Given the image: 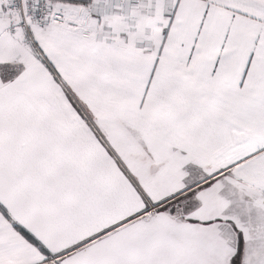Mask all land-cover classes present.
<instances>
[{
	"label": "snow or ice",
	"instance_id": "obj_1",
	"mask_svg": "<svg viewBox=\"0 0 264 264\" xmlns=\"http://www.w3.org/2000/svg\"><path fill=\"white\" fill-rule=\"evenodd\" d=\"M0 264H264V0H0Z\"/></svg>",
	"mask_w": 264,
	"mask_h": 264
}]
</instances>
